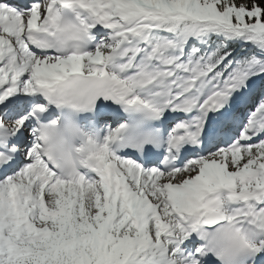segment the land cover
Returning a JSON list of instances; mask_svg holds the SVG:
<instances>
[{
	"label": "snow or ice",
	"instance_id": "snow-or-ice-1",
	"mask_svg": "<svg viewBox=\"0 0 264 264\" xmlns=\"http://www.w3.org/2000/svg\"><path fill=\"white\" fill-rule=\"evenodd\" d=\"M0 264H264V0H0Z\"/></svg>",
	"mask_w": 264,
	"mask_h": 264
}]
</instances>
